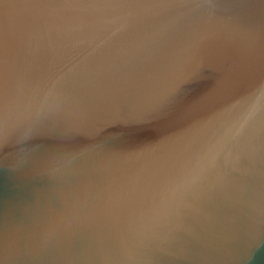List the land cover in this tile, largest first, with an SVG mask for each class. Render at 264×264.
Returning a JSON list of instances; mask_svg holds the SVG:
<instances>
[{"label":"water","instance_id":"95a60500","mask_svg":"<svg viewBox=\"0 0 264 264\" xmlns=\"http://www.w3.org/2000/svg\"><path fill=\"white\" fill-rule=\"evenodd\" d=\"M0 264H264V0H0Z\"/></svg>","mask_w":264,"mask_h":264}]
</instances>
